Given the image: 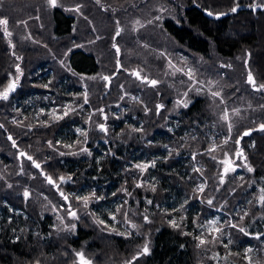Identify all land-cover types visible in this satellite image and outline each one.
Segmentation results:
<instances>
[{"label":"trees","instance_id":"obj_1","mask_svg":"<svg viewBox=\"0 0 264 264\" xmlns=\"http://www.w3.org/2000/svg\"><path fill=\"white\" fill-rule=\"evenodd\" d=\"M253 1L239 0L237 13L230 12L233 0H100L99 4L96 0H58L56 7H50L47 0L0 2V18L8 19L12 32L11 37L5 36L0 25V90L16 74V64L23 71V85L8 101L0 100V124L4 126L0 128V264H35L37 260L40 264H74L76 251H83L93 264H124L145 242L150 253L133 264H249L247 249H252L247 252L252 264H264V204L259 200L264 188V131H252L239 145L235 143L244 131L264 123V90L256 91L247 83L249 71L257 84L264 83V10L253 12L248 7ZM77 5L82 6L80 12L69 11ZM206 10L227 15L217 19ZM157 16L161 17L158 21ZM137 20L144 26L136 25ZM21 21H27V26ZM116 21L122 32L113 40ZM113 43L120 48L119 54ZM16 56L23 59L16 60ZM169 61L184 71L173 75ZM46 68L52 72L49 78L43 77ZM133 70L161 83L155 88L143 83L131 75ZM187 70L200 81L218 82L213 91H220L226 104L217 107L206 93L190 92L189 107H177V99L187 90L185 84L179 86L178 78ZM102 76L112 77L110 86ZM85 93L89 100L83 104L85 111L95 113L103 108L107 120L99 113L91 120L74 113L63 120L50 119L53 110L61 114L65 106L83 103ZM158 102L164 108L157 115ZM145 106L151 111L145 113ZM225 108L228 121L221 118ZM237 108L238 116L232 111ZM14 121H23V126ZM41 121L48 126H41ZM99 123L106 124L107 134L97 128ZM228 123L233 125L230 134ZM28 125L33 127L29 130ZM141 127L143 131H131ZM70 129L74 134L68 143L60 134H70ZM77 129L88 132L83 146L91 155L61 156L60 152H78L80 146L63 147L82 139ZM217 145L214 153L207 151ZM20 146L41 169L17 157ZM237 148L244 150L255 171L243 167L242 172L227 175L221 185L220 157L228 152L235 158ZM141 158L155 161V166L141 172L134 167ZM42 170L57 181L60 176H72L60 184L66 194L77 190L75 195L84 196L95 191L104 197L87 209L73 200L80 215L79 220L69 221L77 225L73 235L55 232L44 189L54 194L52 200L60 207L64 200ZM29 173L36 176L30 178ZM201 181L203 193L196 190ZM138 182L143 186L136 187ZM84 188L87 192L81 194ZM25 189L30 192L27 199ZM173 194L184 202L169 208L166 205ZM113 200L118 202L113 213L123 205L122 212L116 214L114 223L105 222L121 232L131 231V237L102 230L94 222L95 217L102 219L98 213L102 203ZM123 212L141 227L134 230L123 223ZM145 215L151 223L144 222ZM214 216L219 218L223 235L219 242L198 248L195 237L208 234ZM170 220L180 227H172ZM229 223L244 227L248 234ZM229 240L232 243L225 248Z\"/></svg>","mask_w":264,"mask_h":264},{"label":"snow or ice","instance_id":"obj_2","mask_svg":"<svg viewBox=\"0 0 264 264\" xmlns=\"http://www.w3.org/2000/svg\"><path fill=\"white\" fill-rule=\"evenodd\" d=\"M0 2H2V0H0ZM47 3L50 7H56L58 4V0H47ZM96 3L99 4L100 0H96ZM240 7H241V4L239 3V0H233V6L230 8V12L236 13ZM248 7L253 12H255L257 9L264 10V0H260L259 3L253 2V3L249 4ZM81 8H82L81 5H77L75 8L69 9V11L80 12ZM206 11H207V15H209V16L215 15L217 19H219L221 16L227 15V13H224V12L214 13L213 11H210V10H206ZM37 19H38V17H37ZM85 19H87V17H85ZM154 19L158 21L161 19V17L157 16ZM8 23H9V21L7 18H0V25L3 26L4 35L11 37L12 32H10L8 30ZM21 23L24 24L25 26H27V21H21ZM147 23L152 24L153 20H148ZM116 24H117V29H116L115 35L113 36V40H115L116 37H119L121 35V32H122V29L119 27L120 22L116 21ZM135 24L140 25L141 27L144 26L141 24L140 20L135 21ZM26 38L31 39L30 36H28ZM96 39H100V37H96ZM94 42L95 41H90V43H94ZM9 44L11 47H15V45L11 44V41H9ZM76 47H82V45H76ZM145 47H147V45H145ZM112 48L115 49L117 54H119L120 48L118 47V45L116 43L112 44ZM69 51H71V49H69ZM13 55H15V53H13ZM15 58H16V60H22L23 59V57H21V56H16ZM61 63L63 65V61ZM169 65H170V67L175 69V71L172 73L173 75L175 74V72H183L184 71L183 69H176L174 65H171L170 61H169ZM226 66L231 67V65H226ZM117 68L118 69L122 68V65L120 64L119 60H117ZM15 69H16L15 76L13 78L9 79L7 84L2 88V90H0V100H2V101H8L10 94L15 92L17 87L20 85V79L23 76V71H22L19 64L15 65ZM184 74L187 75L190 83L187 86V90L182 93V98L177 99V101H176L177 107H184V108L189 107V105L192 103V101L189 97L190 92H195L198 95L206 93L212 99L213 104H215L217 107H219V105H221V104H226V101L224 100L223 96L221 95V92L220 91H213L214 85H216L218 82L209 80V81H207V84L205 85V82L198 80L196 78L195 74L191 70L184 72ZM131 75H133L136 79L140 80L141 82L146 83V84H148L154 88L159 83H161V81H159L157 79H149L147 76H142L141 71L133 70ZM100 78L106 82V86H108V84L111 83V79H112L111 76H102ZM92 79H95V77H92ZM247 83L252 85L256 91L264 90V83L257 84V81H256V79L253 76L251 71L248 72ZM43 87L46 88V87H48V85L45 84V85H43ZM121 87H123V86H121ZM121 98L123 99V97H121ZM133 99L136 100L137 98L133 97ZM217 101H218V103H217ZM88 103H89L88 95H87V93H85L83 96V104L86 105ZM79 107L82 108L83 105H80ZM261 107L264 108V105H262ZM163 108H164L163 104H157L156 105V114L158 115L160 110ZM76 111H77L76 107H73L72 105H67L63 108L61 114H57L56 110H53V112L49 114V117L53 121H59V120L65 119V117H68L71 113H74ZM104 111L105 110L103 108H98L95 110V113H99L101 115H104ZM144 111H145V113H147V112L151 111V109H149V108H147V106H145ZM232 111L235 115H237V116L240 115V110L238 108L233 109ZM95 113L90 114L89 120H91V116L94 115ZM41 114H43V110H41ZM221 118L224 121L229 120L227 108L224 109L223 115ZM25 119H27V117H25ZM104 119L107 120L106 115H104ZM14 123H17L18 126H23V121H19V122L14 121ZM41 126H48L47 122L41 121ZM2 127H4V126L2 124H0V128H2ZM28 127L30 130L33 127V125H28ZM97 128L101 132H104L105 134H107V132H108V128L106 127V125L104 123L97 124ZM232 128H233L232 123H228L229 134L232 132ZM257 130L264 131V123L259 124L258 129H249V130L244 131L242 136L235 140V143L237 145H239L240 140L243 139L244 136H249V135H251L252 131H257ZM76 131L79 133V136L82 139H77L74 143L63 145V147L68 148V149H73V148H76L77 146H80L78 149V152H73V151H69L67 153L60 152L59 154L61 156H63V155H77V154H81V153L87 154L89 156L91 155V152L89 151V149L87 147L83 146V145L87 144L88 132L85 130H81V129H77ZM131 131L140 132V131H143V129H142V127L141 128H132ZM8 139L10 141H12L13 147L17 146L16 141L12 138V136H9ZM229 139H231L230 135H229L228 139H225L223 141V143L226 145L228 143ZM47 143H48V146L50 148H53V150H56V147L53 145V143L51 141H48ZM57 143H59V142H57ZM253 146H255V145H253ZM217 147H218V145L217 146H210L207 149V151L209 153H214L217 150ZM169 155H171V152L169 153ZM233 155L236 157V159H241L244 161L243 167H245L248 172L251 173V172L255 171V169L247 162L248 157L245 155L244 150L242 148H237ZM19 157H25L28 161H31L32 165L35 168L41 169V164L38 163L35 159H33V157L31 155L27 154L26 152L20 151ZM224 157L225 158L220 161V164L223 165L222 172L219 174V182L221 185L225 183V177L229 173L235 172L237 170V167H240V165H237L235 163V160L232 158V156H230L228 154V152L224 153ZM193 159H195V156H193ZM212 159L215 160L216 157L213 156ZM154 166H155V161H153L151 164H147V163L136 164L134 167L136 169H139L141 172H144L149 167H154ZM195 171L199 172L201 170L195 169ZM45 179L49 184H51L57 188V190L60 192L61 197L66 202L67 208L65 210L67 212V216L71 220H79L80 219L79 209L73 208V205H72V202L70 201L69 195L65 194L60 189V184L71 181L72 176H67V177L60 176V177H58V181H57V180H54L51 176H48L45 174ZM241 179H243V177H241ZM142 186L143 185L139 182L136 184V187H142ZM8 187H11V185H8ZM196 190L200 193H203L204 192V186L200 185V186H198V188ZM123 191L126 192L128 195H131V193L127 192V189H123ZM152 191L153 192L156 191V188L154 185L152 186ZM260 191H261L262 195L259 197V200H260L261 204H264V188H262ZM113 195H116V193H113ZM23 196L25 199H27L30 196V192L27 189H25V191L23 192ZM72 199L75 200L77 202V204H82L84 209H87L91 202L103 200L104 197L98 196L97 193L95 191H93V192L89 193L88 195H84V196H78V195L73 194ZM125 203H127V202H125ZM147 203L151 204L152 201L148 200ZM207 204L212 205L213 200L208 199ZM61 207L63 208L64 206H61ZM181 208H183V205H181ZM122 209H123V205H121V207L116 210V213L111 214L110 219L112 221H116V219H117L116 214L121 213ZM89 214L93 215L95 217V213H89ZM122 214L124 216V220L122 222L129 225L131 229L138 230L141 227V225H137V224L132 223L130 221V219L128 218L127 212H123ZM247 215H248V213L245 212L244 216H247ZM58 219H61V222L63 223L62 217H58ZM183 219L184 218L181 217V220H183ZM240 219L243 220V216H241ZM94 222L100 226H103L102 230H108L109 232L115 233V234L120 235V236H125L126 238L132 236L131 231H128L126 229L125 231L121 232L114 225H109L105 222V220L99 219L98 217H95ZM144 222L145 223H151V221L149 220V217L147 215L144 216ZM169 223L174 228L180 227V224H178L175 220H170ZM209 224L211 225V227L209 228L208 234L206 236L201 234V235H198L195 237V239L198 241V243H197L198 248L219 242L220 236L223 235V229L221 227L216 226L217 221H210ZM228 226L232 227V228H238L239 231L241 233H244L245 235L248 234L247 232H245L244 227L239 226L238 224L229 223ZM76 227H77V225L75 223H69V224H66L60 230L66 231L69 233H74L76 230ZM200 227H204V226L200 225ZM185 234L189 235L190 233H185ZM209 237H211V239H209ZM18 239H19V237H17V240ZM231 243H232V241L229 240L228 244H225L224 247L227 248L228 245ZM251 251H252V249H247V252H251ZM247 252L245 254V259L248 260L249 264H252L251 257L247 256ZM149 253H150L149 243L145 242L142 246L139 247V251L136 254H134L131 259L124 261V264H133V262L137 261L141 256H146ZM229 254L231 255V253H229ZM218 255L219 254H217V256ZM237 255H238V253H237ZM75 257H76V260L74 261V264H93V261L91 259H89L88 257H86V255L83 251H76ZM215 258H216V256L212 257V259H215ZM35 264H40V261L37 260L35 262ZM257 264H259V262H257Z\"/></svg>","mask_w":264,"mask_h":264},{"label":"rangeland","instance_id":"obj_3","mask_svg":"<svg viewBox=\"0 0 264 264\" xmlns=\"http://www.w3.org/2000/svg\"><path fill=\"white\" fill-rule=\"evenodd\" d=\"M242 1H244V0H242ZM253 2H256V3H259L260 2V0H258V1H253ZM121 28V27H120ZM122 29V28H121ZM49 69L50 68H46V70L45 71H47V72H45V74H44V76L43 77H47V78H49V74H51L52 72H50L49 71ZM188 71V70H187ZM192 71V70H191ZM193 72V71H192ZM195 74V73H194ZM15 76V74L13 75L12 74V78ZM195 76H196V74H195ZM184 77V80H182V78ZM196 78L199 80V78L196 76ZM22 82L23 81H21V79H20V84L21 85H23L22 84ZM111 82H112V79H111ZM178 82H179V86H180V84H185L186 86H188V84L190 83V81L188 80V77H187V75H182V76H180V79L178 78ZM204 82H205V85L207 84V80H205L204 79ZM111 84V83H110ZM110 84H109V86H110ZM21 85H19L18 87H17V89L16 90H19V88H20V86ZM83 86V85H82ZM192 94H196L195 92H191ZM159 104H161L160 102H158ZM47 110H49V109H47ZM51 110V109H50ZM24 117H26V116H24ZM88 117V116H87ZM106 125V124H105ZM107 127V126H106ZM64 133L65 132H62L61 134H60V138L61 139H63L64 138ZM17 149H18V151L20 152V151H25L21 146L20 147H17ZM20 149V150H19ZM19 152L17 153V157L19 158ZM101 156V153H98V157H100ZM225 157H224V154L220 157V161L221 160H223ZM233 159H234V157H232ZM236 158V157H235ZM20 159V158H19ZM140 161H139V163L140 164H144V163H147V164H151V162L149 161V160H147V159H145V158H141V159H139ZM235 160V159H234ZM235 163L237 164V165H240V167H237V170L235 171V172H242V170H243V160H241V159H238V160H235ZM19 164H21L22 165V161L20 160V163ZM221 167H222V169H223V165H221ZM30 170H32L31 168H30ZM42 171H44L45 172V174H46V171L45 170H42ZM235 172H231V173H229V174H233V173H235ZM228 174V175H229ZM43 175V174H42ZM46 175H48V176H51V175H49V174H46ZM28 176L31 178V177H35L36 176V174H35V176H33L31 173H29L28 174ZM43 176H45V175H43ZM52 177V176H51ZM54 179V178H53ZM55 180V179H54ZM51 185V184H50ZM200 185H204V182L203 181H201L200 182ZM52 186V185H51ZM53 187V186H52ZM61 190L65 193V191L63 190V188H61ZM76 191L77 190H72V191H70L68 194H69V197H70V201L72 202V204H73V199H72V195L73 194H76ZM81 194H84V193H86L87 192V188H84L82 191H79ZM57 193H58V195L61 197V195H60V192L59 191H57ZM66 194V193H65ZM55 198V196H54V194L53 193H51V194H49V191L47 190V189H44V192H43V199L47 202V204L49 205V212L51 213V215L55 218L54 220H55V227H54V229H55V232H56V234L57 235H73L74 233H69V232H66V231H61L60 229L61 228H63L66 224H69V221L71 220L68 216H67V212H66V210H65V207H67V204H66V202L65 201H63L62 202V206H64V205H66V206H64L63 208L62 207H60L59 206V203L58 202H55V201H53L52 199H54ZM62 198V197H61ZM65 202V203H64ZM184 202V198H182V197H179L177 194H173L171 197H170V199H168V202H167V207H169V208H173V207H177V205H180L181 203H183ZM75 203V202H74ZM118 202L117 201H110V202H103L102 203V205L99 207V209H98V213L101 215V217H102V219L103 220H105V221H107L108 223H114V221H112L111 219H110V216H111V214H113V207L117 204ZM10 210H13L12 208H10ZM0 215H1V211H0ZM58 217H62L63 218V223L61 222V219H58ZM217 220H219V218L218 217H216V216H214L213 218H211L210 219V221H217ZM209 226L211 227V225L209 224ZM216 226L217 227H220L219 226V224H216ZM86 255V254H85ZM86 257H88L89 259H91L88 255H86Z\"/></svg>","mask_w":264,"mask_h":264},{"label":"flooded vegetation","instance_id":"obj_4","mask_svg":"<svg viewBox=\"0 0 264 264\" xmlns=\"http://www.w3.org/2000/svg\"><path fill=\"white\" fill-rule=\"evenodd\" d=\"M80 105H83V103H81ZM80 105H77V106H73V107H76V109H77V111L76 112H74V114L75 115H78L79 117H82L83 119H84V117L85 116H90V114H92V111L91 110H87V111H85V108L84 107H79ZM78 117V118H79ZM79 125V124H78ZM70 131H71V133L70 134H68L67 132L66 133H64V138H66V140L68 141V143L70 142V140H71V137L73 136V130H71L70 129ZM235 160H237L236 158H234ZM41 173H42V171H41ZM53 186V185H52ZM54 187V186H53ZM56 190V189H55ZM56 191H58V190H56ZM75 260H76V258H75Z\"/></svg>","mask_w":264,"mask_h":264},{"label":"water","instance_id":"obj_5","mask_svg":"<svg viewBox=\"0 0 264 264\" xmlns=\"http://www.w3.org/2000/svg\"><path fill=\"white\" fill-rule=\"evenodd\" d=\"M239 10H240V8H239ZM239 10H238L237 12H239ZM258 10H262V9H257V10L255 11V13H256ZM237 12H236V13H237ZM137 71H138V70H137ZM108 86H109V84H108ZM23 152H26V151H23ZM19 158H21V157H19ZM42 173H43V175H45V172H44V171H42ZM54 189L57 190L56 187H54Z\"/></svg>","mask_w":264,"mask_h":264}]
</instances>
